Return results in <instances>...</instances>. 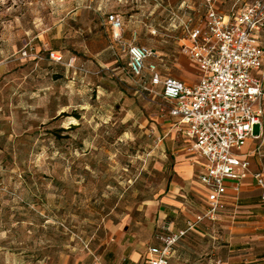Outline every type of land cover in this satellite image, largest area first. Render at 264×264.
I'll use <instances>...</instances> for the list:
<instances>
[{
    "label": "rangeland",
    "instance_id": "rangeland-1",
    "mask_svg": "<svg viewBox=\"0 0 264 264\" xmlns=\"http://www.w3.org/2000/svg\"><path fill=\"white\" fill-rule=\"evenodd\" d=\"M253 1L214 4L226 14ZM204 11V0H0V264L145 256L164 198L181 185L183 158L168 103L128 73L125 49L154 50L161 70L192 81L181 44ZM49 50H60L62 63L48 60ZM255 155L264 174V146ZM255 200L256 212L239 220L257 223L264 239V199ZM231 236L227 225L189 233L170 264H224L247 253Z\"/></svg>",
    "mask_w": 264,
    "mask_h": 264
},
{
    "label": "built area",
    "instance_id": "built-area-1",
    "mask_svg": "<svg viewBox=\"0 0 264 264\" xmlns=\"http://www.w3.org/2000/svg\"><path fill=\"white\" fill-rule=\"evenodd\" d=\"M214 3L204 0L203 17L184 28L181 53L197 68L194 84L175 77L162 78L154 50L136 44L125 49L128 73L152 87H161L172 129L188 141L187 153L203 160L196 182L207 203L205 213L189 223L186 231L173 234L170 224L163 222L156 230L154 244L146 251L144 264H169L174 246L187 231L205 220L218 219L226 210L227 185L231 183L238 193L250 174V163L240 152L252 137L254 126L259 125L264 136V48L259 43L264 31V0L234 6L226 14L218 12ZM108 21L115 30L122 28L118 15H108ZM48 60L62 63L63 57L49 50ZM72 62L69 67H73ZM253 177L264 191V174Z\"/></svg>",
    "mask_w": 264,
    "mask_h": 264
},
{
    "label": "crops",
    "instance_id": "crops-1",
    "mask_svg": "<svg viewBox=\"0 0 264 264\" xmlns=\"http://www.w3.org/2000/svg\"><path fill=\"white\" fill-rule=\"evenodd\" d=\"M184 42L185 41L183 40V43ZM259 43L261 47L264 48V31H262L259 36ZM54 51L62 54L60 50ZM154 62L157 64L158 72L161 74L162 78L175 77L186 84H194L198 80L197 68L191 63L190 66L194 73L190 74H192L191 76H194L195 78H193L194 80L192 81H188L181 77H176L165 73L159 68L157 58L154 59ZM157 88H160L161 92V87ZM169 120L170 126L172 127L173 121L170 117ZM261 123L262 125H264V116L261 117ZM256 127L257 132H255ZM174 134L176 133L174 132ZM179 138L181 142L180 150L182 152L180 156L183 159L182 161H178V164L175 166V173L180 178L181 185H178L177 188L172 191V196L164 198L165 200L163 204L168 206V210L164 209L160 211L159 222L156 225L157 230L163 222H168L170 224V231L173 234H178L179 232L186 231L188 224L193 223L198 216L204 214L207 207L205 194L196 182V178L203 167V160L201 158L188 154L186 151L188 147V141L181 136ZM262 146H264V136H261L260 126L256 125L253 128L252 137L246 141L244 147L240 152L241 158L248 160L250 163V174L242 182L239 192H235L231 183L227 185V192L224 198V201L226 203V210L219 215L216 221L212 222L205 220L196 224L192 230L187 231L186 234L174 246V252L172 258L170 259V262L175 256L176 248L179 242L183 240V238L187 234L194 233L202 235L204 234L205 227L218 226L222 228V226L227 225L232 235L230 239V242L232 243L231 247L232 245L234 247H237L239 245H249V248L245 249L247 250V253L227 258L224 261V264H264V253H252V248H254V246H264V239H260L259 236L256 235L258 233H255L254 229L252 228V226L256 225L257 223H253V221L243 222L239 220L240 218H243L242 215L244 214L252 215L254 212H256V210H253V208L257 206V204H255V197L259 195L262 198V194H264V191H262L256 179L253 177V174L260 173L256 165L255 153L257 147L261 148ZM180 219L183 220L182 227L178 226V222ZM233 225H235V227ZM130 259L133 263L144 264L146 254L141 258L136 252H133L130 255Z\"/></svg>",
    "mask_w": 264,
    "mask_h": 264
}]
</instances>
